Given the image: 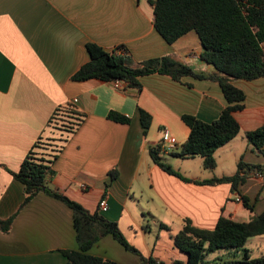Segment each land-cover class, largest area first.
Masks as SVG:
<instances>
[{
    "label": "crops",
    "instance_id": "crops-1",
    "mask_svg": "<svg viewBox=\"0 0 264 264\" xmlns=\"http://www.w3.org/2000/svg\"><path fill=\"white\" fill-rule=\"evenodd\" d=\"M88 44L126 56L133 68L170 57L197 73H216L201 58L203 48L195 32L173 45L161 37L149 0H0V220L15 216L8 233L0 228V264H66L63 252L79 250L72 210L46 193L22 206L24 187L10 173L19 172L33 146L49 134L48 123L61 107H73L85 119L63 143L48 186L91 213L99 211V202L106 199L109 209L101 215L117 222L134 243L140 236L144 240L148 232H137L136 207L131 205L146 195L147 203L165 214L167 223L162 227L173 241L167 259L160 256L158 262L165 258V264H187V255L174 243L186 219L196 227L214 229L221 217L248 222L264 213V188L256 176L264 173V156L253 150L246 137L264 125V77L234 81L246 95L245 108L234 114L241 132L216 152L217 168L201 177L183 173L179 167L183 164L178 165L179 172L194 181L233 176L242 159L262 166L260 171L245 172L247 180L240 187L253 207L251 212L244 202H236L239 194L232 185L185 183L162 170L150 154L159 145L165 150V129L181 150L190 135L183 116L206 123L217 120L228 106L220 85L193 77L176 81L159 73L141 77L140 89L117 90L112 83L95 79L76 82L73 76L90 61ZM140 110L152 116L147 135ZM111 112L129 118L130 123L109 120ZM163 154L172 156L165 151L159 155L162 159ZM192 161L204 168L201 157ZM229 163L232 167L226 170ZM113 171L117 176L111 181ZM179 227L174 235L173 228ZM144 250L145 257L154 256L148 247ZM257 251L264 255L262 244ZM89 253L120 264H141L111 236Z\"/></svg>",
    "mask_w": 264,
    "mask_h": 264
},
{
    "label": "trees",
    "instance_id": "trees-1",
    "mask_svg": "<svg viewBox=\"0 0 264 264\" xmlns=\"http://www.w3.org/2000/svg\"><path fill=\"white\" fill-rule=\"evenodd\" d=\"M153 7L154 26L161 37L173 45L185 35L195 32L201 42V58L216 69L213 75L195 72L190 66L176 62L170 57L146 61L138 67H131L126 56L108 52L103 48L88 44L90 61L74 76L76 82L100 80L106 83L121 81L127 88L140 89V78L159 73L168 75L176 81L183 77L217 82L225 96L228 106L220 117L206 123L195 116H183V122L189 127L190 135L178 152L172 156L180 159L201 157L205 170L217 168L216 152L235 139L241 132L234 114L245 108V93L234 85V81H254L264 77V0H149ZM59 117L65 122L63 136L57 146L43 143L41 137L33 146L19 172H10L14 179L24 187V203L28 205L41 193L66 204L73 212L74 228L79 250L64 251L66 264H120L118 262L91 255L90 250L103 238L111 236L126 251L136 255L141 264H165L153 257H145L123 234L119 224L106 219L99 211L89 212L81 204L48 186V179L55 172L53 164L58 157L67 137L77 131L84 122L85 115L73 107L57 108L48 123V132ZM109 120L129 124L130 119L111 112ZM144 134L147 135L152 116L140 110ZM253 150L264 156V125L246 134ZM165 152L162 145L150 150L153 162L170 175L185 183L202 186L232 185L233 192L239 194L244 205L251 212L253 207L249 198L241 195L240 187L247 180L249 170H262L260 165H250L242 159L238 171L233 176L215 177L210 180L194 181L175 171L163 162L159 156ZM244 174V175H242ZM117 172L110 173L111 181ZM12 218L1 221L4 233L11 229ZM264 236V213L253 215L248 222H237L221 217L214 229H202L185 220L183 229L174 237L175 247L187 255V264H264V255L254 257L246 247L254 238ZM218 254L217 257L211 258ZM175 264H181L176 262Z\"/></svg>",
    "mask_w": 264,
    "mask_h": 264
},
{
    "label": "rangeland",
    "instance_id": "rangeland-1",
    "mask_svg": "<svg viewBox=\"0 0 264 264\" xmlns=\"http://www.w3.org/2000/svg\"><path fill=\"white\" fill-rule=\"evenodd\" d=\"M65 119L63 117H59L58 121L55 123L57 127L54 126V128L51 127L49 134L45 136L43 143L47 146H49L48 151H51V146H57L59 143L55 142L56 140H61L63 133L62 131L65 129V124L63 122ZM163 162L171 166L173 169H176L177 172H179V167L182 169L183 173L188 172L191 173V175H200L203 176H209V172L212 171H205L204 168L202 169L199 164H197V161H192V159L187 160H180L176 159L172 156H168L163 154ZM179 164H183L178 167ZM222 167V165H221ZM232 167L231 163H229L225 169H229ZM201 168V169H200ZM221 171H219L220 173ZM180 173V172H179ZM182 173V172H181ZM183 175V174H182ZM184 176V175H183ZM139 202L133 203L131 206H135L136 210H134V218L136 221V230L139 234H142V229L146 230L147 236L144 238L140 236L137 237V241L131 242L133 240H129L130 238L125 235L126 239L134 245L139 251H141L142 254L145 255L144 249L148 247L150 251H153L154 258L157 257H165L167 259V250L172 246L173 241L171 240L170 232L167 231L165 228H163L165 223H167L162 214L161 210H157L156 208H153L150 204L147 203V197L146 195L143 196V198H139ZM144 209V210H142ZM156 215L157 217L154 219L151 215ZM172 224V220L168 222ZM163 226V227H162ZM180 230L179 228H173L172 233L175 235ZM127 231V230H125ZM262 237H257L255 239H252L247 247L252 249L254 253V257H259V253L257 249L259 248V245L262 244L264 248V239L260 240ZM264 238V237H263ZM156 244V247H155ZM155 248V251H154ZM149 253V252H148ZM183 254V253H182ZM184 255V254H183ZM185 256V255H184ZM148 257V256H147ZM164 258V259H165ZM160 259V261H163L164 263H168V261L165 259Z\"/></svg>",
    "mask_w": 264,
    "mask_h": 264
},
{
    "label": "built area",
    "instance_id": "built-area-1",
    "mask_svg": "<svg viewBox=\"0 0 264 264\" xmlns=\"http://www.w3.org/2000/svg\"><path fill=\"white\" fill-rule=\"evenodd\" d=\"M113 86L117 89V90H124L127 89V84L121 81H115L112 83ZM77 102V100L75 101ZM162 144L165 148L166 152H176L179 149V145L177 144L176 140L172 137L171 133L169 130L165 129L163 131V140H162ZM256 176L260 179L261 185L264 188V173H257ZM236 202L238 203H242L243 200L240 196H237L236 198ZM98 208H99V212L100 213H105L108 211L109 209V205L106 199H102L99 204H98Z\"/></svg>",
    "mask_w": 264,
    "mask_h": 264
}]
</instances>
